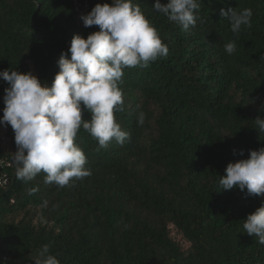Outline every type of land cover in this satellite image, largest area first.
Listing matches in <instances>:
<instances>
[{"label": "trees", "instance_id": "1", "mask_svg": "<svg viewBox=\"0 0 264 264\" xmlns=\"http://www.w3.org/2000/svg\"><path fill=\"white\" fill-rule=\"evenodd\" d=\"M75 1L84 0H0V71H30L51 86L73 36L99 31L84 27ZM87 1L90 11L112 3ZM198 2L199 19L186 32L153 9L155 0H133L169 53L123 69V110L114 115L129 133L124 144L100 148L79 129L89 177L63 188L46 184L43 172L17 179L14 132L0 125V158L12 176L0 194V264H35L45 244L60 264H264V245L243 229L264 197L218 191L229 163L264 147L254 129L264 118V0ZM221 8H251L252 28L237 38ZM233 40L237 51L228 55ZM6 87L0 78V117Z\"/></svg>", "mask_w": 264, "mask_h": 264}, {"label": "clouds", "instance_id": "2", "mask_svg": "<svg viewBox=\"0 0 264 264\" xmlns=\"http://www.w3.org/2000/svg\"><path fill=\"white\" fill-rule=\"evenodd\" d=\"M152 7L186 32L199 19L198 0H167L166 4L155 0ZM220 15L229 20L230 31L237 38L242 29L253 26L251 8L240 11L221 8ZM81 20L84 27L98 26L99 31L86 38L80 34L73 36L69 49L60 54L59 71L51 86L30 71H0V78L8 84L4 89L5 107L0 125H10L14 132L17 150L13 161L17 179L24 182L43 172L46 184L63 188L89 177L86 155L75 143L79 129L82 127L96 139L100 148H106L113 140L124 144L129 133L121 129L114 115L123 110V93L118 86L123 69L148 67L150 62L169 53L157 29L133 0L96 4ZM224 50L228 55L235 53L236 41L226 43ZM81 105L91 113V120H83ZM143 122L141 113L138 123ZM254 122V129L264 133V118L257 117ZM218 188V191L246 189L248 195L264 197V147L250 150L247 159L229 163ZM37 191L34 187L29 194ZM243 229L264 245V204L247 216ZM35 264H60V261L45 244L38 250Z\"/></svg>", "mask_w": 264, "mask_h": 264}, {"label": "built area", "instance_id": "3", "mask_svg": "<svg viewBox=\"0 0 264 264\" xmlns=\"http://www.w3.org/2000/svg\"><path fill=\"white\" fill-rule=\"evenodd\" d=\"M75 10L81 19L82 15L90 12V3L87 0L83 2L75 1ZM9 161L5 158H0V194L3 189H6L12 183V176L8 171ZM5 258V257H4Z\"/></svg>", "mask_w": 264, "mask_h": 264}, {"label": "rangeland", "instance_id": "4", "mask_svg": "<svg viewBox=\"0 0 264 264\" xmlns=\"http://www.w3.org/2000/svg\"><path fill=\"white\" fill-rule=\"evenodd\" d=\"M171 234L180 242H182V244H184L186 247L188 246V243L180 235H178L175 230H172Z\"/></svg>", "mask_w": 264, "mask_h": 264}]
</instances>
